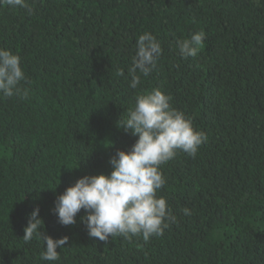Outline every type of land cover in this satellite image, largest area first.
Returning <instances> with one entry per match:
<instances>
[{
	"label": "trees",
	"instance_id": "trees-1",
	"mask_svg": "<svg viewBox=\"0 0 264 264\" xmlns=\"http://www.w3.org/2000/svg\"><path fill=\"white\" fill-rule=\"evenodd\" d=\"M28 2L31 14L0 6V48L19 55L27 93L0 96V264H264V0ZM200 30L203 46L182 58L176 41ZM144 32L162 54L131 89ZM153 88L207 136L194 158L178 150L160 166L157 194L176 223L147 242L89 236L83 209L60 224L56 196L111 171L136 140L118 125ZM36 207L43 233L68 237L58 261L40 259L35 236L23 240Z\"/></svg>",
	"mask_w": 264,
	"mask_h": 264
},
{
	"label": "clouds",
	"instance_id": "clouds-1",
	"mask_svg": "<svg viewBox=\"0 0 264 264\" xmlns=\"http://www.w3.org/2000/svg\"><path fill=\"white\" fill-rule=\"evenodd\" d=\"M0 6L24 9L28 14L33 11L28 0H0ZM205 39L203 30L178 39L176 47L180 56L185 59L195 57ZM161 54V44L152 33L144 32L138 36L132 66L128 70L131 89L141 83L137 72L147 77ZM117 75L124 76L123 69H119ZM25 80L19 55L0 48V96L26 95L21 87ZM171 99V95L159 88L134 96L133 106L118 126L136 137L135 142L129 150L117 149L110 157L108 174L83 175L56 196L53 210L60 224H75L77 214L83 209L86 215L80 219L89 236L104 242L110 237L131 240L142 236L147 242L176 223L167 199L157 194L166 183L160 166L173 159L178 150L194 158L207 136L194 129L191 119L174 108ZM181 211L185 216L191 215L186 207ZM42 228L43 220L36 207L29 214L23 240L27 243L35 236L44 245L40 259L58 261L57 249L68 243V237L53 239L43 233Z\"/></svg>",
	"mask_w": 264,
	"mask_h": 264
}]
</instances>
